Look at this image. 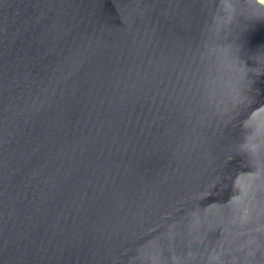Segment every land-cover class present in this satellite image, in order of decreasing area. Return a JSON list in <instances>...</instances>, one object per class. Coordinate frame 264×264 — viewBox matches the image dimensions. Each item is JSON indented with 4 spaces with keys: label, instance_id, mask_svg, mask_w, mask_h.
Wrapping results in <instances>:
<instances>
[{
    "label": "water",
    "instance_id": "1",
    "mask_svg": "<svg viewBox=\"0 0 264 264\" xmlns=\"http://www.w3.org/2000/svg\"><path fill=\"white\" fill-rule=\"evenodd\" d=\"M0 264H264V3L0 0Z\"/></svg>",
    "mask_w": 264,
    "mask_h": 264
},
{
    "label": "rangeland",
    "instance_id": "2",
    "mask_svg": "<svg viewBox=\"0 0 264 264\" xmlns=\"http://www.w3.org/2000/svg\"><path fill=\"white\" fill-rule=\"evenodd\" d=\"M260 1L264 3V0H260Z\"/></svg>",
    "mask_w": 264,
    "mask_h": 264
}]
</instances>
